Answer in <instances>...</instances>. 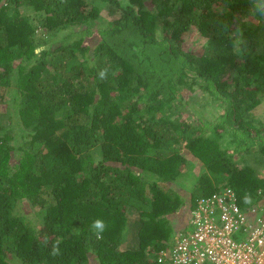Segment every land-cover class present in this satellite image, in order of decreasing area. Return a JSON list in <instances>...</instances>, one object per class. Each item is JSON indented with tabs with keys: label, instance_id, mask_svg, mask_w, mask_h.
Listing matches in <instances>:
<instances>
[{
	"label": "trees",
	"instance_id": "obj_1",
	"mask_svg": "<svg viewBox=\"0 0 264 264\" xmlns=\"http://www.w3.org/2000/svg\"><path fill=\"white\" fill-rule=\"evenodd\" d=\"M0 108V264H170L197 198H264V0H0Z\"/></svg>",
	"mask_w": 264,
	"mask_h": 264
},
{
	"label": "built area",
	"instance_id": "obj_2",
	"mask_svg": "<svg viewBox=\"0 0 264 264\" xmlns=\"http://www.w3.org/2000/svg\"><path fill=\"white\" fill-rule=\"evenodd\" d=\"M191 230L177 229L170 264H264V198L242 206L230 187L197 198Z\"/></svg>",
	"mask_w": 264,
	"mask_h": 264
},
{
	"label": "rangeland",
	"instance_id": "obj_3",
	"mask_svg": "<svg viewBox=\"0 0 264 264\" xmlns=\"http://www.w3.org/2000/svg\"><path fill=\"white\" fill-rule=\"evenodd\" d=\"M107 9L106 10H103L101 15L102 17H104L105 19H109V18H106L109 13ZM191 33V32H190ZM190 33H187L184 37V44L187 46V47H190V48H193L194 45H195V48L199 45V43L197 42L196 38H197V35L196 33H193V34H190ZM2 109L0 108V123H6V116L5 114H3L4 112L1 111ZM189 167L185 170V175L182 177L181 179V190H184L185 188L189 187V184H191L190 180L192 181L193 180V176L200 173L202 170H203V165H201L200 163H198V161L196 160H192V163H190L188 165ZM189 173L186 175V173ZM261 174L262 176L264 177V169L261 170ZM22 212L24 215L28 216L29 218H31L33 215V213L28 209L27 206H25L24 204H22ZM190 212L191 210H189L186 215L184 216V219L182 220L183 221V224L187 225V219L188 217L190 216ZM177 221L179 223V216L177 217ZM179 229V228H177Z\"/></svg>",
	"mask_w": 264,
	"mask_h": 264
},
{
	"label": "clouds",
	"instance_id": "obj_4",
	"mask_svg": "<svg viewBox=\"0 0 264 264\" xmlns=\"http://www.w3.org/2000/svg\"><path fill=\"white\" fill-rule=\"evenodd\" d=\"M101 77L103 78V73H101ZM262 199V198H261ZM260 199V200H261ZM259 201V200H258ZM257 202V201H256ZM243 203L245 205H250L253 203V200H252V195L250 192H246L243 196ZM91 229L94 231V233L96 234V237L99 239V238H102V234L103 232L105 231L106 227H107V224L105 223L104 220L102 219H95L91 225H90ZM62 243V240H60L59 238L52 244V247H51V252H50V255L52 257H58L60 256L62 253H61V249H60V244Z\"/></svg>",
	"mask_w": 264,
	"mask_h": 264
}]
</instances>
